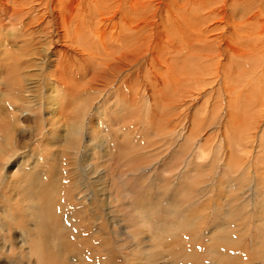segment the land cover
<instances>
[{"label": "bare ground", "instance_id": "bare-ground-1", "mask_svg": "<svg viewBox=\"0 0 264 264\" xmlns=\"http://www.w3.org/2000/svg\"><path fill=\"white\" fill-rule=\"evenodd\" d=\"M0 38L4 39L0 42V55L11 48L10 44L19 52L24 47L28 49L9 60L19 65L22 73L33 66L42 72L49 63L51 51L62 43V55L54 62V73L62 86L70 88L74 82L78 84L88 79L92 91L117 88L120 100L131 101L127 109V126H130L133 112L147 108L151 117H155L158 111L161 117L157 121L162 126L161 135L166 145L178 147L181 157L187 152L186 145L189 146L190 157L196 159L197 165H207L211 169L213 186L221 177L229 181L239 178L242 183L234 187L235 190L246 189L249 185L242 193L246 196L244 210L245 207L246 210L254 209L258 198L264 201V192L260 190L259 195L257 180L264 183V174L254 167L262 140L259 131L264 122V104L259 101V94L264 92V78L259 77V73L252 75L246 69L233 67L235 63L230 59L243 42L264 43V0H0ZM19 39L25 42L24 45H19ZM37 44L41 51L36 48ZM23 64L32 66L24 67ZM0 68H4L1 62ZM15 73L12 72V77ZM57 78L52 77L53 80ZM2 80L1 77L0 84ZM25 88L20 87L11 98L21 106L20 110L25 106L29 111L24 102ZM144 90L151 91V95L147 96ZM6 96L0 94V98ZM148 97L151 98L149 103ZM27 105L29 109L33 107L30 102ZM183 116L185 120L179 121ZM12 120L13 128L5 127L4 133L0 132V187H7L0 197V261L4 260L3 255H16L17 237H13L9 225H21L27 216H32L31 219L37 220L35 226H40L45 218V207L54 206L50 199L47 204L40 205L41 199L26 200L25 197L26 184L31 183L28 172L44 162L43 151L35 154L34 166L24 167L22 163L10 170L20 150L17 140L12 137L18 124ZM72 128L71 133L67 132L70 137L58 138L59 141L54 143L56 128L42 134L40 130L36 135L33 133L42 148L48 147L46 152L62 142L57 160L65 164L62 165L65 169L73 166L80 152L74 138L82 129L80 126ZM224 128L231 132L223 133ZM204 130L216 133V136L220 134L214 139V150L219 151L216 164L209 161L210 150L203 147L204 143L214 142L213 138L203 143L204 137H199ZM263 147L262 143L260 148ZM190 157L179 166L173 164L169 187L187 171ZM74 177L76 182L73 183H77L78 179ZM76 187L74 184L70 190H64L69 193L70 209L95 216L97 201H93L92 195L74 193ZM55 200L62 203V199ZM14 206L21 211H14ZM100 230H96V234ZM101 233L98 237L103 239V246L111 245L112 238ZM34 255L36 264H45L44 259L48 256H41L39 251H34ZM50 257L55 256H49L51 263L46 264L58 263ZM134 260L131 261L136 262ZM117 262L121 264V261Z\"/></svg>", "mask_w": 264, "mask_h": 264}, {"label": "rangeland", "instance_id": "rangeland-1", "mask_svg": "<svg viewBox=\"0 0 264 264\" xmlns=\"http://www.w3.org/2000/svg\"><path fill=\"white\" fill-rule=\"evenodd\" d=\"M3 41L0 38V42ZM17 41L20 46L25 43L22 39ZM9 46L11 48L0 55L4 66L0 68V78H3L0 94H7L6 98H0V132L4 133L5 127L12 129L10 120L15 117L12 121L18 125L12 137L20 147L10 170L22 163L24 167L34 166L35 154L43 151L44 164L38 165L41 169L37 166L28 172L31 183L26 184L25 197L26 200L41 199L40 205L53 200L54 206L45 207V218L40 226H35L37 220L31 219L32 216L22 221L24 225H9L13 237H17L16 255H3L0 264H36L34 251H39L43 257L55 256L50 257L58 262L53 264H119L117 261L133 264L134 259V264H264V207L261 208L264 201L258 198L254 209L246 210L245 207L244 210L246 196L242 193L249 185L239 192L234 189L242 183L239 178L229 181L221 177L213 186L211 169L207 165H197L196 159L190 157L189 146L186 145L187 152L181 157L178 147L166 145L161 135L162 126L157 121L161 117L158 111L155 117H151L147 108H142L139 113L133 112L130 126H127V109L131 101L120 100L117 88L92 91L88 79L78 84L74 82L70 88L62 86L54 73V62L62 55V43L51 51L49 63L42 72L33 66L27 68L26 73L9 60L28 49L24 47L19 52L12 48V44ZM230 59L235 63L233 67L246 69L252 75L259 73V77L264 78V43L243 42ZM13 71H16L15 77H12ZM22 86L26 87L24 102L29 111L25 106L20 110L21 106L11 98V94L15 95ZM78 91L82 94L79 95ZM144 92L151 95L149 90ZM259 101L264 104V92L259 94ZM29 102L33 104L31 109L27 105ZM147 102H151L150 97ZM183 120L184 116L179 121ZM74 126L82 129L74 138L80 152L73 166L65 169L62 166L65 164L57 160L62 142L46 152L48 147L42 148L35 135L36 131L40 130L42 134L56 128L57 138L54 136L51 141L54 143L70 137ZM226 131L231 132L230 129L222 130L223 133ZM216 135L204 130L199 137H204V143L210 137L217 139L220 134ZM259 135L262 140L254 167L264 174V147L260 148L264 144V122ZM214 145L215 140L204 143L203 147L210 150L209 161L216 164L219 151L214 150ZM188 157L191 162L187 171L169 187L173 164L179 166ZM158 158L160 160L156 161ZM74 176L77 183H73L76 182ZM257 180L260 195L261 191L264 192V183ZM74 184H77L74 193L92 195L93 201H97L95 216L70 209L69 193L64 190H70ZM6 189L0 187V197ZM57 198L62 199V203L56 201ZM13 208L16 212L21 211L18 207ZM95 217L99 220L96 221ZM96 228L101 229L97 234ZM101 231L112 238L110 246H103V239L98 237ZM89 249L94 254L89 253ZM108 252L115 255L108 256ZM48 257L44 259L45 264L51 263Z\"/></svg>", "mask_w": 264, "mask_h": 264}]
</instances>
